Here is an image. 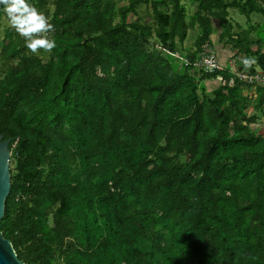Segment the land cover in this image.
I'll return each mask as SVG.
<instances>
[{
    "label": "trees",
    "instance_id": "1",
    "mask_svg": "<svg viewBox=\"0 0 264 264\" xmlns=\"http://www.w3.org/2000/svg\"><path fill=\"white\" fill-rule=\"evenodd\" d=\"M29 2L56 47L33 55L11 26L0 41V135L11 140L0 231L17 258L264 264V83L191 64L217 22L220 43L256 57L237 72L264 75V0Z\"/></svg>",
    "mask_w": 264,
    "mask_h": 264
},
{
    "label": "clouds",
    "instance_id": "2",
    "mask_svg": "<svg viewBox=\"0 0 264 264\" xmlns=\"http://www.w3.org/2000/svg\"><path fill=\"white\" fill-rule=\"evenodd\" d=\"M0 11L5 14L10 26L24 39L25 47L31 54L37 55L40 50L50 54L56 47L55 39L50 37L55 31L54 25L29 0H0ZM241 63L247 70L255 63V59L242 57Z\"/></svg>",
    "mask_w": 264,
    "mask_h": 264
},
{
    "label": "water",
    "instance_id": "3",
    "mask_svg": "<svg viewBox=\"0 0 264 264\" xmlns=\"http://www.w3.org/2000/svg\"><path fill=\"white\" fill-rule=\"evenodd\" d=\"M10 142V139L3 140V136L0 135V221L4 216L5 200L10 192ZM0 264H24L17 258L13 246L3 237L1 231Z\"/></svg>",
    "mask_w": 264,
    "mask_h": 264
},
{
    "label": "crops",
    "instance_id": "4",
    "mask_svg": "<svg viewBox=\"0 0 264 264\" xmlns=\"http://www.w3.org/2000/svg\"><path fill=\"white\" fill-rule=\"evenodd\" d=\"M236 20L237 19H235L233 23L234 25L236 23L239 24L240 26L245 24V27H246L245 19L243 23L239 22L238 20L236 21ZM251 23H257V22L254 18H251ZM214 29H215V34H213L211 37L212 38L211 42L213 45H211L212 47L211 48L209 47L208 49L211 50L216 55L220 66L222 65L221 62L226 61L228 65H230V70L237 73L239 68L244 67L243 64L241 63V58L247 57V56H245L243 52H238L237 50L233 49L230 44H224L223 42L220 43L218 41V35L220 33V30L217 27V22H214ZM256 47L253 46L251 48L252 51L255 50ZM260 50H261V53L264 54V45L261 46ZM252 58H254L256 62V57H252ZM221 68L223 67L221 66ZM255 69H256V72H261L256 65H255ZM240 73H244V72H240ZM218 84H219L218 80H209L205 82V86L207 87L208 91H211L214 88H216ZM246 94H249L250 96H255L254 88H252L250 91H246Z\"/></svg>",
    "mask_w": 264,
    "mask_h": 264
},
{
    "label": "rangeland",
    "instance_id": "5",
    "mask_svg": "<svg viewBox=\"0 0 264 264\" xmlns=\"http://www.w3.org/2000/svg\"><path fill=\"white\" fill-rule=\"evenodd\" d=\"M188 8H189V11L191 13L192 7L190 6V4H188ZM138 10H139L140 15L144 16L146 22L150 21L151 18L148 17V10H147V16L145 15L146 10L144 8H139ZM229 15H230V18L232 19L233 23H234L235 19H237L241 23H243V21H244V17L239 15L235 10H229ZM255 17H259V16L252 15L251 18H255ZM133 18H134L133 16H129L128 20L131 21ZM259 19H260V17H259ZM256 20H258V19H256ZM263 22H264V19L261 18V24ZM8 26H10V24H9L6 16H4L3 12L0 11V41L3 39V33H4L5 28ZM242 26L245 27V24H243ZM197 33H198L197 29L189 30L188 35H187V39L185 40L183 47H182L183 50L187 51L193 47V41H194ZM221 63H222L221 66L223 68L230 69V65H228V63L226 61L225 62L223 61ZM249 111H251V109H249ZM256 127L258 128L259 131H263V129H264V115L261 116L260 122L256 125Z\"/></svg>",
    "mask_w": 264,
    "mask_h": 264
},
{
    "label": "built area",
    "instance_id": "6",
    "mask_svg": "<svg viewBox=\"0 0 264 264\" xmlns=\"http://www.w3.org/2000/svg\"><path fill=\"white\" fill-rule=\"evenodd\" d=\"M182 63L184 65L190 64L187 59H183ZM191 64L193 67L197 69H202L204 72L207 73H211L221 69L216 55L211 50H209L208 47H205L201 58ZM235 75L239 80L248 84L264 83V75L261 72H256L252 74L237 72L235 73Z\"/></svg>",
    "mask_w": 264,
    "mask_h": 264
}]
</instances>
